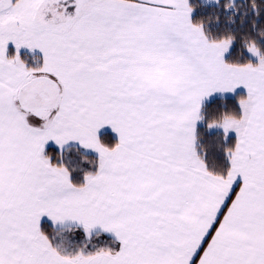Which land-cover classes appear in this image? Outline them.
Returning a JSON list of instances; mask_svg holds the SVG:
<instances>
[{"label": "snow or ice", "instance_id": "1", "mask_svg": "<svg viewBox=\"0 0 264 264\" xmlns=\"http://www.w3.org/2000/svg\"><path fill=\"white\" fill-rule=\"evenodd\" d=\"M0 264H264V0H0Z\"/></svg>", "mask_w": 264, "mask_h": 264}]
</instances>
